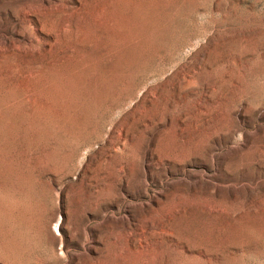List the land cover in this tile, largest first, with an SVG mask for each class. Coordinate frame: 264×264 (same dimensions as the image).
I'll use <instances>...</instances> for the list:
<instances>
[{"label": "rangeland", "instance_id": "rangeland-1", "mask_svg": "<svg viewBox=\"0 0 264 264\" xmlns=\"http://www.w3.org/2000/svg\"><path fill=\"white\" fill-rule=\"evenodd\" d=\"M0 264H264V0H0Z\"/></svg>", "mask_w": 264, "mask_h": 264}]
</instances>
